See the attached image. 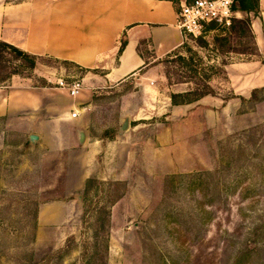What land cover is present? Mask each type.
I'll use <instances>...</instances> for the list:
<instances>
[{
    "label": "rangeland",
    "instance_id": "374dc122",
    "mask_svg": "<svg viewBox=\"0 0 264 264\" xmlns=\"http://www.w3.org/2000/svg\"><path fill=\"white\" fill-rule=\"evenodd\" d=\"M243 3L252 4L233 0L235 9ZM258 12L238 18L249 20L253 36L236 22L187 35L159 59L153 83L137 75L96 89L79 114L101 146L96 171L70 198L57 170L34 161L19 138L0 140V264H264V86L253 89L264 83ZM85 72L45 56L30 67L0 48V86L13 79L58 91L57 78ZM124 116L129 125L119 136ZM59 205V223L39 221L41 208Z\"/></svg>",
    "mask_w": 264,
    "mask_h": 264
},
{
    "label": "crops",
    "instance_id": "0c3cea01",
    "mask_svg": "<svg viewBox=\"0 0 264 264\" xmlns=\"http://www.w3.org/2000/svg\"><path fill=\"white\" fill-rule=\"evenodd\" d=\"M258 9L253 22L263 35L264 0H259ZM176 22V4L171 0H0V41L86 71L79 77L82 87L75 97L20 80L1 85V142L7 136L19 138L34 161L57 170L64 198L75 195L95 174L101 148L89 137L79 114L103 84L118 87L137 75L153 83L159 59L182 44ZM123 37L126 44L119 53ZM258 37L261 52L264 41L261 45ZM141 84L144 89L149 86ZM256 86L264 83L253 89ZM125 118L130 120L124 116L121 122ZM119 140L114 141L116 149L124 142L123 137ZM61 208H41L39 221L59 223Z\"/></svg>",
    "mask_w": 264,
    "mask_h": 264
},
{
    "label": "built area",
    "instance_id": "2783aa9c",
    "mask_svg": "<svg viewBox=\"0 0 264 264\" xmlns=\"http://www.w3.org/2000/svg\"><path fill=\"white\" fill-rule=\"evenodd\" d=\"M233 0H180L176 5L177 27L183 35L198 37L205 33L210 25H215L217 29H228L233 16H239L233 11ZM214 30V29H213ZM55 89L66 91L71 97H75L82 87L79 78H71L70 81L59 77L54 83ZM77 112H72V117H76Z\"/></svg>",
    "mask_w": 264,
    "mask_h": 264
},
{
    "label": "trees",
    "instance_id": "16d2710c",
    "mask_svg": "<svg viewBox=\"0 0 264 264\" xmlns=\"http://www.w3.org/2000/svg\"><path fill=\"white\" fill-rule=\"evenodd\" d=\"M179 1L180 0H178V2ZM250 1L252 2V4H250L249 6H246L243 3V5L240 8H238V9H235L234 4H233V7H232L233 8V11L238 12L240 14L241 11H245V10H247V11H253L254 9L256 10L258 8V0H250ZM177 3H176V5H177ZM238 18H241V17H239V16H233L231 18V24H230V27L229 28H234V23L236 22V23H239L240 24V26H239V32L240 33L251 35L252 32H251V25H250L249 20L248 19L247 20L246 19L245 20H242V19H238ZM213 29L215 30L216 27H215V25L212 24V25H210L208 27L207 30H213ZM219 30L225 31L227 29H223V28L217 29V31H219ZM251 36H253V35H251ZM217 41H219V43L221 44V46H224V44L226 43V38L225 37H219L217 39ZM125 44H126V39L123 37V38H121V44H120L119 51H118L119 53L122 51V49L125 46ZM0 48L8 49L13 54H15L17 57H20V58H24V59L29 60L30 67H34L35 66V60H36V58L38 56L28 54V53H26V52L18 49L17 47H15V46H13V45H11L9 43L3 42V41H0ZM207 94H209V93L199 94L195 99L189 100L188 103L189 102H192V101H196L199 98H201V97H203V96H205ZM175 97H176V94L172 93L171 94V99H172L173 104H177V102L175 101Z\"/></svg>",
    "mask_w": 264,
    "mask_h": 264
},
{
    "label": "water",
    "instance_id": "95a60500",
    "mask_svg": "<svg viewBox=\"0 0 264 264\" xmlns=\"http://www.w3.org/2000/svg\"><path fill=\"white\" fill-rule=\"evenodd\" d=\"M128 125H129V119L125 118L123 120V123L121 124V126L119 128L118 134L121 135L123 132H125V130L127 129ZM30 139H32V140L37 139V136L36 135H31ZM77 197H78V199H80V195H77Z\"/></svg>",
    "mask_w": 264,
    "mask_h": 264
}]
</instances>
